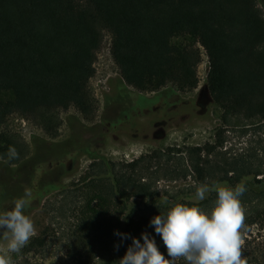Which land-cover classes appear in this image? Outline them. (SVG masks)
<instances>
[{
	"label": "trees",
	"instance_id": "16d2710c",
	"mask_svg": "<svg viewBox=\"0 0 264 264\" xmlns=\"http://www.w3.org/2000/svg\"><path fill=\"white\" fill-rule=\"evenodd\" d=\"M104 31L111 36L109 53L122 80L116 98L126 94V86L149 92L165 87L171 92L194 90L199 82V45L208 61L206 88L222 123L236 116L264 120V0H0V164L11 169L30 162L36 150L47 146L44 138L33 136L37 147L30 154L18 134L1 129L12 114L30 120L49 138L58 135L63 122L60 114L69 107L87 120L93 118L96 103L88 83ZM68 117L81 121L72 114L66 122ZM76 136L80 133L73 131L52 142L55 151H69L72 156L81 151L91 159L89 170L70 187L78 196L66 247L71 264L98 260L119 264L132 243L130 237L140 239L142 232L168 258L150 220L174 203L208 211L216 194L210 192L198 201L184 193L164 201L150 176L163 153L152 151L116 169L114 162L91 150L86 141L75 140ZM221 144L218 136L213 143L175 152L190 159V170L200 185H213L207 180L218 172L222 173L215 182L222 186L245 184L247 191L240 197L246 208L245 238V230L264 220V176L257 177L261 170L243 156L212 168L208 157ZM9 147L16 149L17 158L8 159ZM60 156L56 154L53 160H63ZM93 166L103 169L94 172ZM167 172L184 177L187 169L173 166ZM37 188L38 202L42 191L58 189L49 184ZM49 200L52 203V197ZM116 232L129 238L121 240ZM48 236L46 230L32 237L26 251L43 249ZM243 256L248 264H264V241L251 250L243 249ZM176 264L186 262L181 259Z\"/></svg>",
	"mask_w": 264,
	"mask_h": 264
},
{
	"label": "rangeland",
	"instance_id": "374dc122",
	"mask_svg": "<svg viewBox=\"0 0 264 264\" xmlns=\"http://www.w3.org/2000/svg\"><path fill=\"white\" fill-rule=\"evenodd\" d=\"M103 34L94 62L95 72L88 83L96 103V112L92 119L83 118L74 107H69L60 114L63 122L55 138H49L30 120L18 114L10 115L1 129L18 134L28 144L30 152L36 148L32 142L33 136L44 138L48 142L64 139L69 133L66 124L68 115L76 114L88 126L98 123L104 102L107 98L116 99L117 87L122 81L109 53L111 36L107 31ZM197 46L201 51V61L197 67L199 82L194 90L189 92L172 90L173 96L162 98L154 108L146 110L140 109L139 104L149 105L157 101V95L152 96L154 91H138L126 86L131 92V99L135 98L136 102L126 106L117 120L112 123L105 121L93 131L98 130V134L92 139L94 143L90 149L114 162L116 169L119 164L148 155L152 151L163 153L159 162L156 160V171L149 173L153 188L164 201L173 197H183L184 193L187 194V198L195 199L196 187L200 185L195 180V174L190 170V159L184 153H176L175 149L203 145L207 141L213 143L218 136L222 138V144L208 157L212 168H216L219 164L222 167L224 160L229 161L232 157L243 156L251 158L253 167L261 170L257 177L264 176V120L258 121L256 118L249 120L236 116L229 118V123H222L220 111L212 101L205 84L208 71L207 57L203 48ZM166 89L165 87L162 91ZM169 149L173 151L170 152L171 159L167 161L166 155ZM181 156L184 157V162L180 161ZM90 160L86 155L70 156L66 160L45 161L38 166L34 184L36 183L39 189L45 188L47 184L54 185L58 189L44 196L39 202V207L28 216L34 222L35 236L46 230H49V236L43 249L26 251L24 247L20 253H12V264H71L66 255V247L69 241V227L73 221L72 210L78 203V196L70 187H74L73 183L80 175L89 170ZM173 166H177L178 169L186 168V176L173 177L167 172ZM154 168L150 171L155 170ZM92 169L94 172H99L103 167L93 166ZM221 173L218 172L207 182L217 184L215 180L221 176ZM230 175L231 173L228 177ZM59 187L65 189L60 190ZM50 197L53 199L52 203L49 202ZM46 202L51 205L46 207ZM244 237V246L249 244V247L243 249L247 250H251L255 243L264 241V220L245 230ZM4 243L0 237V246ZM61 251L63 255H59ZM93 264H100V261H95Z\"/></svg>",
	"mask_w": 264,
	"mask_h": 264
},
{
	"label": "clouds",
	"instance_id": "9594fccd",
	"mask_svg": "<svg viewBox=\"0 0 264 264\" xmlns=\"http://www.w3.org/2000/svg\"><path fill=\"white\" fill-rule=\"evenodd\" d=\"M7 157H18L14 147H9ZM246 191L243 183L234 188L218 183L199 185L196 200L203 201L210 192L216 194L208 211L199 206L174 203L150 220L168 258L159 251L155 240L142 232L140 239L130 237L132 243L119 264H176L181 259L186 264H248L243 256L242 235L246 214L240 199ZM30 196V192L25 193V197ZM28 203V199L18 198L10 210L0 213V237L5 242L0 246V264H12L11 254L20 253L36 235L34 222L24 214ZM114 234L121 240L129 238L127 234ZM114 247L118 249L119 245ZM59 255H63L62 251Z\"/></svg>",
	"mask_w": 264,
	"mask_h": 264
},
{
	"label": "flooded vegetation",
	"instance_id": "af4514ba",
	"mask_svg": "<svg viewBox=\"0 0 264 264\" xmlns=\"http://www.w3.org/2000/svg\"><path fill=\"white\" fill-rule=\"evenodd\" d=\"M128 89H126L123 93H126L122 97L119 96L116 99L112 100L111 98H107L104 102V105L102 107V113L99 116L98 123H94L91 126L87 125L83 121L75 120L71 117L67 118V127L69 130V133L66 137H69L70 134L74 131L75 133H80V136H76L75 140L82 139L83 142H87L88 146H90L94 143L92 139L96 136L95 134H98V130L96 132H93L96 130V127L98 129L99 126L102 125L103 122L112 123L115 120H117L122 114V112L125 110V107L132 104L133 102H136L135 98L133 100L131 99V92H129ZM157 95V101H155L152 104H142V106L139 104L140 109H146L150 110L154 108L159 101L162 98H167L170 96H173V93L171 91H154L152 96ZM136 97V96H134ZM151 97V96H150ZM138 104V103H137ZM106 114H104V112ZM103 114V115H102ZM107 123V124H108ZM54 142V141H52ZM49 143L47 141V146L43 147L41 150H36L32 156L30 162H20L17 165L15 164L11 169L6 167L4 164H0V213L10 210L13 206V201L18 198H26L28 199L29 203L26 206L24 210L25 215L31 214L35 209L39 207L38 202V188L36 183L34 184L35 175L38 173V166L41 163H44L45 161H51L53 160L54 156L57 154L63 160L68 159L70 156L69 151L67 152H60L55 151L52 149L53 143ZM37 147V144H34ZM33 151V150H32ZM31 151V152H32ZM30 152V154H31ZM74 153V152H73ZM81 155L88 156L85 152H78L75 154L76 157H79ZM30 192V197H25V193ZM44 193L42 195V198L46 196L48 193L42 191ZM41 198V199H42ZM2 231V230H1Z\"/></svg>",
	"mask_w": 264,
	"mask_h": 264
}]
</instances>
